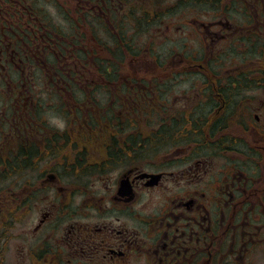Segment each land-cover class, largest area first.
Masks as SVG:
<instances>
[{"label": "flooded vegetation", "instance_id": "flooded-vegetation-1", "mask_svg": "<svg viewBox=\"0 0 264 264\" xmlns=\"http://www.w3.org/2000/svg\"><path fill=\"white\" fill-rule=\"evenodd\" d=\"M47 4L0 0V207L4 184L15 177L17 264H264V0ZM76 6L84 19L95 18L89 46L82 43L87 29L74 31ZM183 13L177 35L194 45L175 50L168 66L135 59L147 51L136 46L137 34L148 40L156 30L153 38L163 41L165 22ZM116 43L133 61L126 75L122 62L105 69L114 74L113 106L108 100L87 113L76 135L63 118L64 129L46 124L55 109L91 110L68 99L92 75L104 77L82 52L101 58ZM176 74L196 81L173 97ZM39 77L63 91L60 108L37 100ZM154 110L162 113L158 129L119 124ZM88 138L102 153L99 163L84 158Z\"/></svg>", "mask_w": 264, "mask_h": 264}, {"label": "rangeland", "instance_id": "rangeland-1", "mask_svg": "<svg viewBox=\"0 0 264 264\" xmlns=\"http://www.w3.org/2000/svg\"><path fill=\"white\" fill-rule=\"evenodd\" d=\"M42 3L46 4L47 7L49 5L47 4L48 0H40ZM49 16L51 19L56 20L57 18V11H51L50 9L48 10ZM60 17V16H59ZM191 17V16H190ZM188 18L187 15L180 14L179 16H175L174 18L167 20L165 22V26L162 27L161 33H167V37L163 41H158L156 38H153L154 33L156 30L148 36V40L144 38V33L142 34H137L135 36V43L136 46L139 45L140 47L144 46V49L147 50L146 53L139 54L136 58H138L139 62L141 64H147L149 66V63H152L156 61L158 64H161L163 66H168L171 64L172 57L176 54L175 50L177 51L179 47L182 45H194L195 41L192 39V37H187L181 39L177 34L178 33H183L177 31L178 23L182 22L184 19ZM60 22H62V18H58ZM170 27L169 28H167ZM82 32L86 33V38L84 41L83 46H89V39H92L89 32L86 30H82ZM186 33H189L186 32ZM145 35H148L145 33ZM150 51V52H149ZM68 51H66L67 54ZM123 53V52H122ZM122 58V64L119 66L121 72L123 75H126L129 73V69H124L127 67L131 66V62L133 59L128 57L127 55L123 54L121 56ZM53 70V69H51ZM50 71H47L45 69V73H49ZM182 76L181 74H176L173 75L172 79H169L170 84L175 83L172 87H175L173 92L171 93L173 97H176L177 93V88L181 92H190L189 88L190 85L193 84L196 81L195 75L190 76L187 75ZM94 76L92 75L91 78H89V81L86 84H82L79 92L77 90H68V99L70 100V103L72 106L75 108L78 105L74 103V99H81L80 101L88 107L91 110H88L84 107V105H80L81 107H84L85 111H81L79 116L75 115V112H70V113H65V114H58L56 109L53 112H47V120L46 124H49V126L53 129H64L65 126L63 125L62 121L58 118H63L65 120V124L67 126V129L73 133V134H78L77 130L83 129L82 127V119L84 116H87V113L92 112L93 110L99 108V107H104L105 104L108 103V100H110L111 103V86L112 84L108 83H103V82H94ZM104 87H107L108 89H105ZM189 87V88H188ZM53 88V89H51ZM36 92V97L38 101L44 100L45 103H52V106L60 108L61 105L64 103L65 96L63 95V91L61 89H58L57 86H50L44 82V77H39L37 81V85L35 88ZM64 93H67V90L64 89ZM63 95V96H62ZM10 96H7L9 98ZM84 99V100H83ZM141 104L140 108H142L143 103L145 101H139ZM169 105L176 106H182L185 105L183 103H178L177 101L170 100ZM113 106V105H112ZM188 107V105H186ZM146 109L149 110L150 107H154L157 109L156 106L154 105H145ZM48 108V107H47ZM46 108V109H47ZM179 111V108H177V112ZM104 111L103 110H98L95 114V121L100 122L102 119ZM42 117H44V113L41 112ZM54 115V116H53ZM153 115V116H152ZM162 113L158 111L157 113L154 110V113H151L149 111L146 112H140L137 114H134L133 117L130 118H125V119H120L119 124H126L129 123L132 125L130 130H136V131H147V130H153V129H158V126L161 124V118L160 116ZM162 117V116H161ZM93 124V125H92ZM91 128L92 130H97L100 129V127H97V124L92 121ZM85 130V129H84ZM88 141L86 142V148H84V158L86 160V157L88 159L87 163H99L101 161V152H97L98 148H96L93 139L88 138ZM105 156V154H103ZM111 162V160L109 161ZM123 169H118L116 172H113L109 177H117ZM93 172V170H92ZM14 176V173L10 175L7 173L6 179L11 178ZM99 177V176H96ZM15 177L7 181V183L4 184L5 187V195L4 198L2 199L1 204L4 206V209L0 207V264L1 263V252H2V247L4 245V249L6 250V263L5 264H17V259L19 258L18 256V244L19 240L17 239V233H18V228L14 224V227L12 229H9L4 232L5 226L7 225L6 222H12V215L16 217V183L14 181ZM91 183V182H90ZM33 216V215H32ZM32 221V218L28 220V223L26 225V229L29 233L30 230V222ZM4 232V233H3Z\"/></svg>", "mask_w": 264, "mask_h": 264}, {"label": "trees", "instance_id": "trees-1", "mask_svg": "<svg viewBox=\"0 0 264 264\" xmlns=\"http://www.w3.org/2000/svg\"><path fill=\"white\" fill-rule=\"evenodd\" d=\"M214 1L215 2H218L220 0H214ZM208 2H210V1H208ZM81 11L82 10L78 6H76L74 8L73 12L70 13L71 16H72V19H77L78 20L79 17H81V19H79L78 23H76L78 27L74 25V31H76V30L78 31L79 30V26H80L81 27L80 28V31L82 29H87V31L89 32V30H91L92 28L95 27V18L92 16L90 18V20L84 19ZM93 33H94V31L92 29V34ZM71 34L75 35V33H73V31H71ZM85 38H86V35L83 36L82 43H83V40ZM110 38L113 39V36H110ZM76 45L79 46L78 43ZM116 46H117V43L115 44V49L108 48L109 50H113V51H108L107 49L106 50H103L102 55H104V57H101V58H96V57H98V55L96 54V52H95L94 49H91V51H88L87 53L82 52V53L86 54L87 57L90 58L91 65L94 66V65L97 64L99 66V68L102 69L101 73L103 74L104 77H103L102 80H96L94 78V82L95 83H98V82H103V83H108V84L111 83L114 74H110L109 71L108 70H105V69H108V68L111 69L112 68V69H115L116 70L117 67H118V63H121L122 62V58H121L122 52H118ZM71 53L73 54V57H74V54H76V57L79 58V56L77 54V50H74V51L71 50ZM57 61L58 60H56V62ZM112 73H113V70H112Z\"/></svg>", "mask_w": 264, "mask_h": 264}]
</instances>
